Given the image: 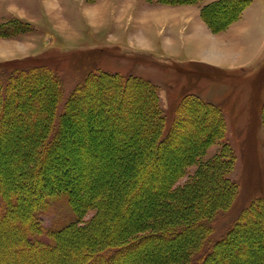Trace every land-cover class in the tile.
<instances>
[{"label": "rangeland", "instance_id": "374dc122", "mask_svg": "<svg viewBox=\"0 0 264 264\" xmlns=\"http://www.w3.org/2000/svg\"><path fill=\"white\" fill-rule=\"evenodd\" d=\"M213 1L217 0H0V74L13 67L44 64L59 77L66 95L98 71L119 72L125 77L141 76L157 86L168 128L185 96H198L220 106L226 132L206 148L203 161L219 156L224 144H230L235 163L227 176L238 184V189L229 208L218 210L211 218L210 240L222 236L247 207L264 198V0H252L231 29L222 26L219 30L212 28L223 17L216 14L233 7L219 6L215 11L205 12L204 6ZM200 26L207 29L210 39L220 38L229 46L237 43V50L221 61L208 55L207 46L204 48L194 39L196 28ZM198 58L216 65L203 63L196 60ZM35 88L36 96L32 92L19 96L16 121L0 130L3 147L7 143L8 148L16 146L13 153L18 151L12 160L2 161V166L12 167L18 163L17 155L22 150H32L28 142L33 139V133L24 123L34 119V115L26 113V107L34 110L33 101L36 106L43 104L40 95L48 96L49 91ZM97 89L99 94L84 97V109L75 107L70 119L65 121L71 127L67 132H60L65 144L57 142L46 170L52 176L66 179L76 174L83 181H93L97 188L112 182L108 208L114 209V214L108 215L103 222L119 231L118 225L122 229L123 225L139 222L135 200L142 195H161L171 175L175 180L172 188H184L181 196L192 188L199 164H189L183 171L182 166L190 155L188 147L184 146L191 144L197 148L207 138V132L218 126L209 120L217 117V113L205 109L187 112L189 120L181 122L176 135L159 148L156 140L138 133L129 136L124 128L131 124L133 117L146 115L145 96L122 94L117 87L109 93L103 84H98ZM13 95H18L15 90ZM120 101L130 104V108L118 109ZM110 113H118V121L112 120ZM147 124L139 122L136 129L147 130ZM113 134L117 136V140L114 139L116 148L110 142L113 136L109 138ZM127 140L138 144L141 150L130 165L122 166L127 158L122 157ZM157 148L160 151L155 156L153 151ZM139 160L148 164L142 168ZM120 169L122 178H118ZM95 214L96 209H88L81 223H87ZM39 217L44 227L54 228L71 221L74 215L65 203L52 201ZM251 223L237 232L232 243L223 246H226L229 255L225 258L228 259L216 264L264 261V216ZM13 227L0 228V264L76 262V247L82 244L72 243L71 237V241H63L62 246L53 251L49 261L37 263L36 255L33 257L36 250L17 253L22 249L15 248L21 243L12 235ZM92 232L82 238L83 243L92 241ZM192 233L191 230L178 232L173 238L169 237L174 242L165 237L146 239L136 247L143 254L156 250L175 255L179 249L176 242L191 238ZM139 235H132L130 239ZM42 237L48 239L45 235ZM159 241L164 244H158ZM165 264L176 263L171 260Z\"/></svg>", "mask_w": 264, "mask_h": 264}, {"label": "trees", "instance_id": "16d2710c", "mask_svg": "<svg viewBox=\"0 0 264 264\" xmlns=\"http://www.w3.org/2000/svg\"><path fill=\"white\" fill-rule=\"evenodd\" d=\"M169 1L180 2L181 0ZM251 2L252 0H217L206 4L203 10L212 12L219 6L233 7V9L226 7L216 14L223 16L212 26L213 29L219 30L222 26L228 28L241 19ZM98 84H103L109 93L114 92V87H117L122 94H142L141 96L146 97L144 107L146 115L139 114L138 117H133L131 124H127L124 128L129 136L138 133L156 140L155 145L160 143L157 146L159 148L162 143L176 135V129L181 122L189 120L187 112L205 109L217 113V117L209 119L217 123L215 130L207 132V138L200 142L197 148L191 144L184 146L186 149L188 147L190 155L182 166L183 171L189 164H199L193 177L192 188L181 196L184 188H172L175 180L171 178L173 176L171 175L169 179H166L161 195L156 197L142 195L135 200L137 201L136 209L140 213L139 222L129 226L123 225L122 229L118 225L119 231H115L103 222L108 215L114 214V209L111 211L108 208L112 182L104 188H97L93 181H83L76 174L71 177L72 179H66L52 176L46 170L48 163L52 161V153L57 142L61 145L65 144L61 133L71 128L65 121L70 119V114L75 107L84 109L82 105L84 97L99 94ZM34 85L38 86L42 92L49 91L48 96L40 95L44 99L43 104L39 103L36 106L33 101L34 110L30 108L31 106L26 107V113L34 115V119L31 118L32 120L30 119L28 123H24L28 131L33 133V139L28 142L31 152L22 150L17 155L18 163L12 164V167L2 166V161L12 160L18 151L13 153V149L17 150L16 146L8 148L7 143L3 147V138L0 139V228L14 226L12 235H15L14 237H17L18 242L21 243L15 248L22 249L17 253L24 254L26 249L36 250L33 256L36 255L37 262L49 261L50 256L54 254L53 251L61 247L63 241H71L72 238V243L82 244L76 247L77 258L74 264H165L171 260L176 264H216L223 260L226 262L228 258L225 257L229 254H227L226 246H223L229 242L232 243L240 229H245L244 226L252 224L251 222L257 217L263 218L264 198H259L242 212L237 222L222 236L216 240H210L213 232L211 218L218 210L229 208L238 189V184L227 176L235 163V154L230 144H224L219 156L203 161L206 148L213 140L222 138L226 132V120L220 106L198 96H185L168 128L159 104L157 86L148 79L137 75L125 77L119 72L98 71L89 75L83 84L78 85L68 93L69 95H66L59 77L50 67L44 64L22 65L6 69L3 74H0V130H3V126L7 127L16 121L15 111L20 104L19 96L33 93L36 89ZM25 88H28L26 93ZM13 90L18 95L14 96ZM32 95L34 96L35 93ZM119 103L121 106L118 109L130 108V104L122 101ZM111 116L112 120L118 121V113ZM139 122L148 123V129L141 131L136 129ZM4 123L6 124L3 125ZM110 136L109 138L113 136V140L110 141L113 144L117 136L114 134ZM113 145L114 148L117 147V144ZM123 147L122 157L125 155L127 158L121 165L128 166L139 155L141 149L138 150V144L128 140ZM159 148L153 151L155 156L159 155ZM140 163L142 168L148 164L145 162L142 164V161ZM149 165H152V161ZM77 166L79 167L80 164ZM4 169L8 172H4ZM120 172L121 169L117 172L118 178H122V172L121 175ZM142 175L144 176V171ZM196 198L200 200L194 201ZM52 201H60L68 205L74 218L54 228L44 227L39 215L50 207ZM91 208L96 209V214L87 223L82 222V224V216ZM94 228L96 230H93ZM143 229L146 231L144 232ZM187 230L193 231L191 238L176 242L177 248L182 250L179 252L178 249L175 255H166L165 251L158 253L156 250L143 254L142 250L139 251L137 249L139 247H136L146 239L160 240L165 237L171 241L169 237L173 238L176 233ZM90 231L95 232H92V241L83 243L82 238H85ZM135 234L142 236L130 239V236ZM43 235L48 239H44ZM158 244L163 245L164 242L159 241ZM262 263L264 261L260 259L252 264Z\"/></svg>", "mask_w": 264, "mask_h": 264}, {"label": "crops", "instance_id": "0c3cea01", "mask_svg": "<svg viewBox=\"0 0 264 264\" xmlns=\"http://www.w3.org/2000/svg\"><path fill=\"white\" fill-rule=\"evenodd\" d=\"M234 24H232L229 27V29H231V27ZM194 39H195V41L200 42L204 48L207 46L206 51L210 50V52L207 53L208 55H212L216 59L219 58L220 61H221V59H225L229 55L233 54L237 50V47H236L237 43H233L232 45L229 46L225 42L221 41L222 39H220V38L219 39L218 38L217 39H210L209 34H207V29L205 27H202V26L196 28L195 38ZM196 60L203 61V63L207 62V63H211L212 65L213 64L216 65L215 62H212V61H209V60H205V59H202V58H198ZM242 67H245V66H242Z\"/></svg>", "mask_w": 264, "mask_h": 264}, {"label": "bare ground", "instance_id": "6f19581e", "mask_svg": "<svg viewBox=\"0 0 264 264\" xmlns=\"http://www.w3.org/2000/svg\"><path fill=\"white\" fill-rule=\"evenodd\" d=\"M206 49H207V48H206ZM214 52H215V51H214ZM0 154H1V153H0ZM32 156H33V155H32ZM31 159H32V158H31ZM35 161H36V160H35ZM74 166H75V165H74ZM19 170H20V169H19ZM51 175H52V174H51ZM53 175H54V174H53ZM36 176H37V175H36ZM31 179H33V178H31ZM36 179H37V178H36ZM36 179H35V180H36ZM17 180H18V179H17ZM17 183H18V182H17ZM30 183H31V182H30ZM54 183H55V182H54ZM33 184H34V183H33ZM20 185H21V184H20ZM30 185H31V184H30ZM29 189H30V188H29ZM26 191H27V188H26ZM37 192H38V191H37ZM39 193H40V192H39ZM39 193H38V194H39ZM23 198H24V197H23ZM27 201H28V200H27ZM2 224H3V223H2ZM6 229H7V228H6ZM11 231H12V230H11ZM8 233H9V232H8ZM11 233H12V232H11ZM0 234H1V233H0ZM5 235H6V234H5ZM11 236H12V235H11ZM14 236H15V235H14ZM4 237H5V236H4ZM8 237H9V236H8ZM1 240H2V239H1ZM9 240H11V239H9ZM3 241H4V240H3ZM3 241L1 242L2 244H3ZM11 244H12V243H11ZM1 246H2V245H1ZM4 246H5V245H4ZM7 248H8V246H7ZM3 251H4V250H3ZM4 252H5V251H4ZM10 252H11V251H10ZM6 253H7V252H6ZM4 254H5V253H4ZM50 254H51V253H50ZM50 254H49V255H50ZM10 255H11V254H10ZM33 257H34V256H33ZM45 257H47V256H45ZM45 257H44V258H45ZM17 258H18V257H17ZM27 258H28V257H27ZM47 258H48V257H47ZM33 259H34V258H33ZM36 259H37V258H36ZM36 259H35V260H36ZM28 260H29V259H28ZM38 260H39V259H38ZM43 260H44V259H43ZM17 261H18V260H17ZM17 261H16V262H17ZM30 261H31V260H30ZM10 263L12 264L13 262H10ZM18 263H19V262H18ZM37 263H38V262H37ZM14 264H15V263H14Z\"/></svg>", "mask_w": 264, "mask_h": 264}]
</instances>
